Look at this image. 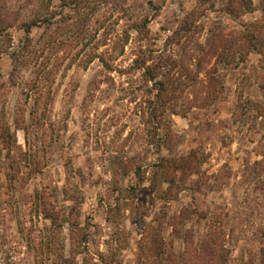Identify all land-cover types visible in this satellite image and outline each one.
Instances as JSON below:
<instances>
[{
    "label": "rangeland",
    "instance_id": "374dc122",
    "mask_svg": "<svg viewBox=\"0 0 264 264\" xmlns=\"http://www.w3.org/2000/svg\"><path fill=\"white\" fill-rule=\"evenodd\" d=\"M253 5L232 16L228 0H88L76 15L57 10L52 25L34 28L14 70L8 51L31 6L0 0L12 24L0 53V130L14 135L10 149L0 139V264H138L140 223L184 209L194 211L184 228L194 240L221 233L226 264H264V56L222 66L217 55L262 19L260 0ZM154 67L162 68L150 79ZM212 68L223 83L215 98ZM161 79L180 87L158 151L148 117ZM34 105L42 126L26 134ZM191 152L197 174L162 200L152 165ZM42 200L64 213L59 227L44 217ZM170 234L178 255L184 242Z\"/></svg>",
    "mask_w": 264,
    "mask_h": 264
},
{
    "label": "trees",
    "instance_id": "16d2710c",
    "mask_svg": "<svg viewBox=\"0 0 264 264\" xmlns=\"http://www.w3.org/2000/svg\"><path fill=\"white\" fill-rule=\"evenodd\" d=\"M207 1L210 0H201V2ZM87 2L88 0H22L23 6H31V14L21 19L19 23V44L16 49L10 48L12 24L9 22L8 16H4V13L2 14L3 16H1L0 13V53L6 51V46L10 48L8 54L14 65V70H16L17 67L15 66H17L22 55L28 50L31 44V32L34 28L52 25L57 10L62 12L65 9H69L75 14L78 13L82 5L84 6ZM260 6L263 13L262 19L245 25L243 31L240 32V37L225 44L223 49H220L217 53L218 62L220 61V63L223 64L222 66L230 64L238 66L246 58V55L250 53L264 56V0H260ZM16 9L17 10H11L10 6L7 7V12L11 15H17L18 8ZM226 9L232 16H240V14L244 12H252L254 10L253 0H228V7ZM200 66L201 63L197 65V73ZM161 68L162 67H154L152 72L148 71L150 74L149 78H155L159 74ZM214 70L215 69L212 68L210 71L206 72L207 84L210 88L208 95L213 98L223 90V83L221 80H214ZM167 75H169V72L168 74H164V76ZM179 87L177 84L173 85L168 79H161L154 82L156 93L153 100L149 103L150 113L148 121L153 127L151 131V141L158 151H161L162 147L165 145V140H161L158 136V129L161 126L162 117L167 110V103L169 100H173L176 96L175 91H177ZM37 106L34 105L30 111L32 123L27 126L24 125L23 127L26 134H29V130L33 129L35 124L42 126V124L39 123V116H37L39 112V107ZM0 139L2 142L6 143V145H8L7 147L10 149L12 141H14V135L10 132V129L6 127L0 130ZM30 161L34 170L32 172H39V162L34 158H30ZM198 166L199 162L194 152L179 156L172 154L168 157L160 156L158 161L152 165L151 186L156 190L162 200L170 201L174 199L181 190L186 189V178L197 174ZM70 194V196H72V193ZM52 205V203H45L44 200L38 203V207L40 206L44 217L48 218L54 225H56L58 221L59 223L56 226L59 227L66 218L64 213H59ZM192 212L194 211L184 209L178 216L163 212L161 216H157L154 219L157 224L148 223L146 221L141 222L140 239L137 249L138 264H226L229 258V250L225 247V241L220 232L210 230L206 238L194 240V234L184 229L187 222L193 220ZM170 227V236L182 238L184 242V249L178 255L172 252L170 240L167 241L164 238V233Z\"/></svg>",
    "mask_w": 264,
    "mask_h": 264
}]
</instances>
